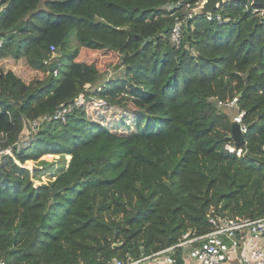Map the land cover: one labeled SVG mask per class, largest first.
<instances>
[{"label": "trees", "instance_id": "trees-1", "mask_svg": "<svg viewBox=\"0 0 264 264\" xmlns=\"http://www.w3.org/2000/svg\"><path fill=\"white\" fill-rule=\"evenodd\" d=\"M201 1L0 0V151H12L0 155L5 264H115L207 233L211 217L264 216V16L250 0L212 14ZM82 48L114 52L129 69L101 84L94 64L77 61ZM82 94L65 121L42 119ZM234 97L236 108L219 105ZM93 99L132 112L134 124L91 119ZM239 109L241 147L231 137ZM184 252L174 251L177 264Z\"/></svg>", "mask_w": 264, "mask_h": 264}, {"label": "built area", "instance_id": "built-area-1", "mask_svg": "<svg viewBox=\"0 0 264 264\" xmlns=\"http://www.w3.org/2000/svg\"><path fill=\"white\" fill-rule=\"evenodd\" d=\"M250 5L252 6V1H250ZM189 6L190 4H188ZM201 7L199 8L200 10ZM197 11L198 9H193L185 18H192ZM259 11L264 16V9H260ZM208 19H212L211 15L208 16ZM170 42L175 47L181 45L182 32L180 24L173 26L170 33ZM2 46L3 40L0 39V47ZM50 49L53 54L57 50V47L50 45ZM53 72L54 75L58 74L56 69ZM84 99L85 96L82 94L74 104L62 105L53 116H45L42 119H61L65 121L66 114L75 105L81 104ZM95 103L100 107L107 104L103 99H98ZM219 105L230 109L236 108L238 106V97L220 101ZM245 114L244 110L239 109L233 117V120L240 123L244 133L247 131L246 125L243 124ZM39 123V121L33 122L31 131H34ZM227 149L230 152H236V149L232 146H227ZM11 153V148H5L0 151V155ZM237 154H241V149L237 150ZM209 223L213 228L207 233L193 237L186 235L184 241L172 247L139 259L128 255L125 260H116L115 264H151L153 262H158L159 264H177L174 251L179 247H184L185 250L183 254V258L185 259L184 264H264V216L257 219L230 220L211 217ZM0 264H5V262L0 260Z\"/></svg>", "mask_w": 264, "mask_h": 264}, {"label": "rangeland", "instance_id": "rangeland-1", "mask_svg": "<svg viewBox=\"0 0 264 264\" xmlns=\"http://www.w3.org/2000/svg\"><path fill=\"white\" fill-rule=\"evenodd\" d=\"M200 7L203 4V1L199 2ZM60 54L55 51L52 54V58L56 59ZM60 61V60H59ZM77 61H82L88 64H94L98 70L102 73V83H105L113 78H119L122 74L129 69V65H121L120 56L114 52L107 50H90L82 48L80 54L77 58ZM62 64H67V57L61 59ZM100 84V85H101ZM95 102L97 99H93L87 103V114L91 119L102 121L103 125H107L111 128L118 127L124 117L128 118V121L131 124H134V116L132 112H125L124 109L118 110L117 107H110L104 105L103 107L98 106ZM105 119V120H104ZM118 124V125H117ZM27 131V130H26ZM27 133V132H26ZM26 136L22 134L21 139H25ZM70 158V157H68ZM42 159L46 161H53L57 159L56 155H45ZM36 163L29 161L27 166L33 170ZM36 183L39 185L48 181L47 177L43 174H38L35 176Z\"/></svg>", "mask_w": 264, "mask_h": 264}, {"label": "water", "instance_id": "water-1", "mask_svg": "<svg viewBox=\"0 0 264 264\" xmlns=\"http://www.w3.org/2000/svg\"><path fill=\"white\" fill-rule=\"evenodd\" d=\"M228 1L246 2L248 0H203L201 11L204 13L212 14L219 8L220 5ZM250 1H252L253 7L257 9H264V0H250ZM59 59L60 56H57V58L49 64V70L51 72L57 69L59 65ZM231 137L234 140L237 147H241L245 145L244 131L242 130L240 123H238L235 120L232 121Z\"/></svg>", "mask_w": 264, "mask_h": 264}, {"label": "crops", "instance_id": "crops-1", "mask_svg": "<svg viewBox=\"0 0 264 264\" xmlns=\"http://www.w3.org/2000/svg\"><path fill=\"white\" fill-rule=\"evenodd\" d=\"M151 264H159L158 262L156 263V262H153V263H151Z\"/></svg>", "mask_w": 264, "mask_h": 264}, {"label": "clouds", "instance_id": "clouds-1", "mask_svg": "<svg viewBox=\"0 0 264 264\" xmlns=\"http://www.w3.org/2000/svg\"><path fill=\"white\" fill-rule=\"evenodd\" d=\"M203 1V0H202Z\"/></svg>", "mask_w": 264, "mask_h": 264}]
</instances>
